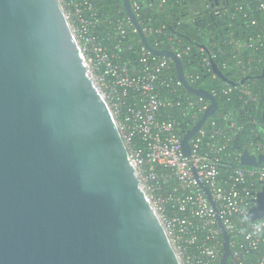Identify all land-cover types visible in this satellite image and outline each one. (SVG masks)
Instances as JSON below:
<instances>
[{"label": "water", "instance_id": "1", "mask_svg": "<svg viewBox=\"0 0 264 264\" xmlns=\"http://www.w3.org/2000/svg\"><path fill=\"white\" fill-rule=\"evenodd\" d=\"M123 3L143 44L212 101L183 139L188 154L218 101L190 85L174 52L150 44ZM259 161L244 152L242 164ZM261 218L264 189L249 213ZM0 264H181L58 0H0Z\"/></svg>", "mask_w": 264, "mask_h": 264}, {"label": "built area", "instance_id": "2", "mask_svg": "<svg viewBox=\"0 0 264 264\" xmlns=\"http://www.w3.org/2000/svg\"><path fill=\"white\" fill-rule=\"evenodd\" d=\"M58 1L180 263L223 264L221 221L230 235L229 264H264V218L249 219L264 189V161L256 166L242 164L245 151L264 154L261 87L248 76L264 62V0H210L220 10H226L230 1L245 24L253 27L250 35L232 38L229 43L237 51L233 55L236 65L243 64L244 53L251 49L258 68L251 65L241 73L233 72V81L221 78L214 68L228 66L227 61L217 62L220 49L200 45L196 50L199 55L190 56L185 63L183 57L189 55L192 46L168 37V50L181 59L186 80L218 101L217 110L190 138L188 154L183 139L212 101L184 86L172 57L154 54L141 36L134 37L139 31L123 0L118 13L105 12L98 0ZM129 1L147 38L148 34L163 33L165 25H142L140 2ZM166 2L160 0L159 4ZM139 43L141 47L135 49ZM127 50L136 53L137 59L124 60ZM219 97L224 104L240 103V114L219 113ZM246 129L248 137L239 141L238 135Z\"/></svg>", "mask_w": 264, "mask_h": 264}, {"label": "trees", "instance_id": "3", "mask_svg": "<svg viewBox=\"0 0 264 264\" xmlns=\"http://www.w3.org/2000/svg\"><path fill=\"white\" fill-rule=\"evenodd\" d=\"M142 6L141 16L139 17L142 25L150 23L154 27L165 25L163 33L148 34V40L153 47L170 49L168 37L180 38L184 45L192 46V51L183 57V61L186 63L188 58L197 53V48L200 45H207L208 48L212 47L220 49L219 61H227L228 66L226 68L220 67L222 74L229 80L233 72L241 73L244 68L253 66L257 67L254 51L249 49L244 53L243 64L236 65L233 59V55L237 52L235 45L229 43L234 38H244L253 32V27L247 26L245 20L242 19L241 13L237 12L229 4L233 0L227 3L226 10L223 8L216 9L210 3V0H167L166 3L160 5V0H138ZM228 2V1H227ZM98 4L105 12L118 13L122 9V0H98ZM109 32L113 30L109 25H105ZM134 37L138 39L139 34H134ZM158 44V45H157ZM141 44H137L135 49H139ZM122 48V47H120ZM116 51V49L113 47ZM129 58L137 59L136 53L132 51L125 52L124 60ZM260 68L254 73H250L248 76L251 80H256L261 88L258 89L260 100V109L264 108V78L259 77L264 68V62L258 65ZM261 73V74H260ZM234 97V96H233ZM220 112L219 113H231L234 116H238L241 112L240 103L237 101L224 104L223 100L219 97ZM247 129L238 135L240 141L241 138H247Z\"/></svg>", "mask_w": 264, "mask_h": 264}]
</instances>
